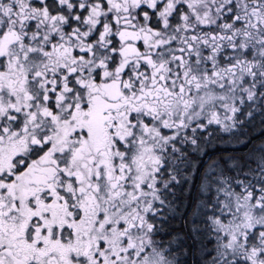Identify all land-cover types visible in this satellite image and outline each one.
<instances>
[{
	"label": "snow or ice",
	"instance_id": "6c2138e0",
	"mask_svg": "<svg viewBox=\"0 0 264 264\" xmlns=\"http://www.w3.org/2000/svg\"><path fill=\"white\" fill-rule=\"evenodd\" d=\"M210 129L261 151L208 162L187 235L264 264V0H0V264H174Z\"/></svg>",
	"mask_w": 264,
	"mask_h": 264
},
{
	"label": "trees",
	"instance_id": "16d2710c",
	"mask_svg": "<svg viewBox=\"0 0 264 264\" xmlns=\"http://www.w3.org/2000/svg\"><path fill=\"white\" fill-rule=\"evenodd\" d=\"M209 131L212 132V141L205 146L203 153L198 157L196 167L192 169L191 179L182 181L181 183L168 190V192L172 193L173 198L175 199H172L170 204L165 205L162 212V214L170 213L172 215V218L166 220V229L175 230L174 232L182 234L183 238L185 236L190 237L189 235H187L186 222L189 213L192 210L193 203L197 199L196 186L200 179V172L205 168L208 162L217 159L224 154L244 153L250 150L253 152L261 151L260 148L250 149L248 144L236 145L228 142V134L226 133H220L211 129ZM165 195L169 196L168 193H166ZM185 212L187 213V217L184 221L182 220V218ZM180 240L181 238L178 237L177 243H180ZM195 250L197 256L201 257L202 250H198L197 247Z\"/></svg>",
	"mask_w": 264,
	"mask_h": 264
},
{
	"label": "flooded vegetation",
	"instance_id": "af4514ba",
	"mask_svg": "<svg viewBox=\"0 0 264 264\" xmlns=\"http://www.w3.org/2000/svg\"><path fill=\"white\" fill-rule=\"evenodd\" d=\"M169 196H166L167 204H170L173 198V195L171 192H167ZM164 207L161 209L163 212ZM182 220L185 221V218L187 217V213L185 212L183 214ZM162 218H165V220H169L172 218V215L170 213L162 214ZM167 228V225H166ZM173 229H166L165 231H158L155 234V238L160 243L162 247H165L167 249V254L171 259H173L174 264H200V260L202 258L197 256L196 253V246L195 243L192 241V238L185 236L184 238H181L180 243H175L173 245H169L166 242L168 241V238L171 234V232H174ZM190 243V245H189ZM182 249H187L186 252H182ZM175 254V255H173ZM203 255V253H202Z\"/></svg>",
	"mask_w": 264,
	"mask_h": 264
},
{
	"label": "bare ground",
	"instance_id": "6f19581e",
	"mask_svg": "<svg viewBox=\"0 0 264 264\" xmlns=\"http://www.w3.org/2000/svg\"><path fill=\"white\" fill-rule=\"evenodd\" d=\"M182 233V232H181Z\"/></svg>",
	"mask_w": 264,
	"mask_h": 264
}]
</instances>
